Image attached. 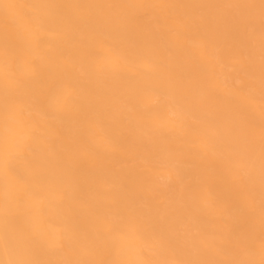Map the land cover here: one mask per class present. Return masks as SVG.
<instances>
[{
  "label": "bare ground",
  "instance_id": "bare-ground-1",
  "mask_svg": "<svg viewBox=\"0 0 264 264\" xmlns=\"http://www.w3.org/2000/svg\"><path fill=\"white\" fill-rule=\"evenodd\" d=\"M0 264H264V0H0Z\"/></svg>",
  "mask_w": 264,
  "mask_h": 264
}]
</instances>
